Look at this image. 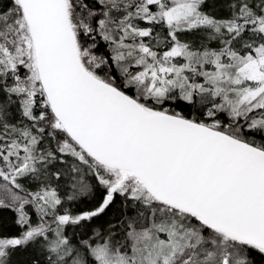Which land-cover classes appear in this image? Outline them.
<instances>
[{
    "label": "snow or ice",
    "instance_id": "1",
    "mask_svg": "<svg viewBox=\"0 0 264 264\" xmlns=\"http://www.w3.org/2000/svg\"><path fill=\"white\" fill-rule=\"evenodd\" d=\"M2 210L0 264L264 261V0H0Z\"/></svg>",
    "mask_w": 264,
    "mask_h": 264
},
{
    "label": "trees",
    "instance_id": "2",
    "mask_svg": "<svg viewBox=\"0 0 264 264\" xmlns=\"http://www.w3.org/2000/svg\"><path fill=\"white\" fill-rule=\"evenodd\" d=\"M159 28V26H157ZM163 34V31L161 32ZM163 49H157V51H161ZM200 82L202 81V78L200 79ZM120 204V198H117L116 204L113 206V209L109 212L108 217H105L104 219H108L112 217V213L115 212L119 208ZM85 205H81L83 207ZM13 218H14V213L11 212V210H2L0 211V222H3V224L6 226V231L7 232H16L17 229L13 225ZM95 224H103L104 220H98L94 222ZM14 259L18 262H23L26 259H28V256L26 254H17ZM260 264H264V261H260Z\"/></svg>",
    "mask_w": 264,
    "mask_h": 264
},
{
    "label": "rangeland",
    "instance_id": "3",
    "mask_svg": "<svg viewBox=\"0 0 264 264\" xmlns=\"http://www.w3.org/2000/svg\"><path fill=\"white\" fill-rule=\"evenodd\" d=\"M255 115H257V116H258V115H259V113H256Z\"/></svg>",
    "mask_w": 264,
    "mask_h": 264
}]
</instances>
